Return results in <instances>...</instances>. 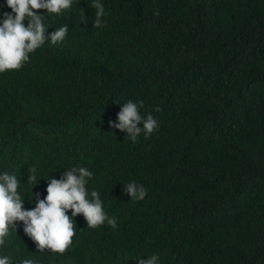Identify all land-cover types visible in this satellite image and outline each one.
Segmentation results:
<instances>
[{
    "label": "trees",
    "instance_id": "trees-1",
    "mask_svg": "<svg viewBox=\"0 0 264 264\" xmlns=\"http://www.w3.org/2000/svg\"><path fill=\"white\" fill-rule=\"evenodd\" d=\"M99 2L103 28L92 27L93 0H73L58 14L35 10L45 15L46 36L65 23L69 30L20 69L0 73V174L20 178L27 210L36 193L46 197L48 177L85 167L93 173L87 190L100 193L117 227L88 228L77 215L69 248L41 253L17 221L0 257L135 264L157 254L158 264H264V0ZM128 100L142 101L140 112L158 121L150 138L133 143L109 128ZM130 181L145 187L143 200L124 193Z\"/></svg>",
    "mask_w": 264,
    "mask_h": 264
},
{
    "label": "clouds",
    "instance_id": "clouds-1",
    "mask_svg": "<svg viewBox=\"0 0 264 264\" xmlns=\"http://www.w3.org/2000/svg\"><path fill=\"white\" fill-rule=\"evenodd\" d=\"M11 13H3L0 17V73L7 70L20 69L29 60V53L40 48L45 41L56 44L62 42L69 30L65 23L46 36L47 27L43 23L45 15L35 10L44 9L47 13H61L72 7L73 0H5ZM96 9L92 27L103 28L102 17L106 15L99 0H93ZM153 15H159L158 9ZM27 19V27L23 21ZM80 23L88 24V19L80 11ZM143 102L126 101L120 108L115 122L109 121V128L124 132L135 143L143 133L150 138L158 130V121L151 113L147 116L140 112ZM159 111V108H156ZM27 183H37V168L27 170ZM93 173L85 167L75 166L65 169L60 179L48 177L46 197L41 200L35 194L34 209L23 208V197L17 189L21 185L20 178L14 173L5 171L0 174V246L5 244L9 229L15 230V222H22L24 233L36 244L37 251L43 253L47 249L51 253L63 254L72 244L76 234L74 217L82 215L88 228H96L105 222L113 229L117 227L115 217H108L103 208L100 193L86 188L88 179ZM123 191L130 200L140 201L147 195V190L136 181L124 185ZM90 197V198H89ZM71 211L72 216L67 213ZM135 264H158L159 256L153 254L148 258H134ZM0 264H12L9 256L0 257ZM19 264H38L34 259H23Z\"/></svg>",
    "mask_w": 264,
    "mask_h": 264
}]
</instances>
